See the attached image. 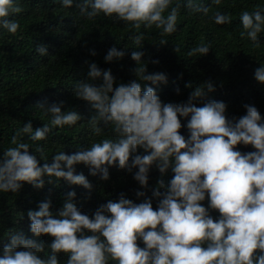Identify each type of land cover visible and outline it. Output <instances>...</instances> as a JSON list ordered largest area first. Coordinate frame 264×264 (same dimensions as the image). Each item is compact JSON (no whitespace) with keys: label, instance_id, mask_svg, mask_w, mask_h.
Returning <instances> with one entry per match:
<instances>
[{"label":"trees","instance_id":"obj_1","mask_svg":"<svg viewBox=\"0 0 264 264\" xmlns=\"http://www.w3.org/2000/svg\"><path fill=\"white\" fill-rule=\"evenodd\" d=\"M0 264H264V0H0Z\"/></svg>","mask_w":264,"mask_h":264}]
</instances>
